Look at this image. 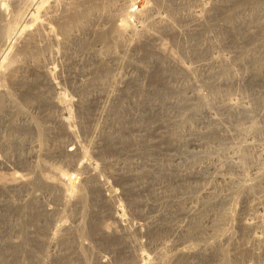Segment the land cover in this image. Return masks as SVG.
Segmentation results:
<instances>
[{"label":"rangeland","instance_id":"rangeland-1","mask_svg":"<svg viewBox=\"0 0 264 264\" xmlns=\"http://www.w3.org/2000/svg\"><path fill=\"white\" fill-rule=\"evenodd\" d=\"M0 7V264H264V0Z\"/></svg>","mask_w":264,"mask_h":264},{"label":"bare ground","instance_id":"bare-ground-1","mask_svg":"<svg viewBox=\"0 0 264 264\" xmlns=\"http://www.w3.org/2000/svg\"><path fill=\"white\" fill-rule=\"evenodd\" d=\"M16 3V2H15ZM1 16H3V11H2V8L0 7V17ZM163 21V20H162ZM245 21H246V27H247V30H248V32L251 34V35H254L255 33H256V31H257V28H258V26H259V23H258V26H257V21L256 22H253V21H251L249 18H248V15L246 14L245 15ZM253 60H254V57H253ZM219 63V61L218 60H216L215 61V64H218ZM256 74V73H255ZM260 74V73H259ZM262 74V73H261ZM258 75V74H257ZM256 75V76H257ZM260 76V75H259ZM131 78H132V76H131ZM214 100H215V102H217L216 104H219V105H216V106H218V107H216L217 109H219V111L218 112H225V111H228L229 109H235V106H234V104H233V102H231L230 100H229V98H228V96L227 95H222V96H220V97H217L216 99L215 98H213ZM213 100V101H214ZM215 108V109H216ZM216 109V110H217ZM199 114L198 115H201L202 116V114H205L206 112H207V109H205V108H203V109H200L199 111ZM185 116H183V117H180L178 120L176 119V120H174L173 121V119L175 118V117H173V116H171L170 117V119H171V122H177V121H179V122H182L185 118H184ZM198 134H201V132L200 133H198ZM72 135H73V133H72ZM75 136V135H74ZM74 136H71V139L73 140V141H75V137ZM71 143V142H70ZM72 146L69 148V149H67V151H65V152H67L66 154L68 155V156H77L78 154H81V151H80V145L77 143V141H75L74 143L72 142V144H71ZM64 146H66V144L65 145H63V147ZM68 146V145H67ZM67 146L66 147H64V148H67ZM62 147V146H61ZM261 148V147H260ZM63 149V148H62ZM258 150V149H257ZM263 148H261L260 149V155L257 157V159H256V161L254 162V161H252V162H254V164L255 165H259L260 164V166H262L263 168V171L260 173V174H258L256 177H257V179H256V181L255 182H258V184L259 183H262V181H264V152H263ZM236 151H238V150H236ZM234 152V150H232L231 152H227V157L225 158V160H224V164H222L221 162L220 163H218V164H212V163H207L206 164V166H208L209 168H206V169H212L213 168V170H216V171H218L220 168H222V166H227V165H229L230 167H235V168H237L238 166H239V160L236 162L235 161V158L232 156V155H229V154H231V153H233ZM239 152V151H238ZM234 158V159H233ZM232 160H234L235 162H233ZM223 161V160H222ZM236 163V164H235ZM257 165V166H258ZM252 166H254V165H252ZM147 168L148 169H146L145 170V172L147 173V174H152V172H153V165H151L150 163H148L147 164ZM241 168V167H240ZM255 168V167H254ZM89 171V170H88ZM87 171V172H88ZM119 171H120V173H122V175H125V172H122V169H119ZM89 173V172H88ZM90 174V173H89ZM95 175V174H94ZM121 175V176H122ZM135 175H137V174H135ZM135 175H133V176H135ZM92 176V175H91ZM253 180H254V178H253ZM232 182V181H231ZM228 183V182H227ZM229 184H230V181H229ZM232 184V183H231ZM139 186H140V184H134V186H133V191H134V193L136 194V195H138L139 194ZM254 186V184L253 183H247V184H243V185H241V190L242 191H247V190H250L252 187ZM141 188V187H140ZM141 190V189H140ZM209 190L210 189H208V188H206L205 189V191H208L207 193H205V194H207L206 196H211V193L212 192H209ZM260 194H261V198H259L256 202H254V203H252L251 205H250V208H252V209H258V208H263L264 209V190L263 189H261L260 190ZM208 198V197H207ZM208 200V199H207ZM147 205H148V203H147ZM154 206H153V204L152 205H149V207H148V214H151L152 212L153 213H156V212H158V210L156 211H154ZM47 212H48V215L50 214V211H48V210H46ZM158 214V213H157ZM117 216V215H116ZM115 216V217H116ZM160 216V215H159ZM120 218V217H119ZM118 218V219H119ZM119 221V223L120 224H122L121 222H122V220L121 219H119L118 220ZM124 222V221H123ZM254 223V225L255 224H257V226H261V227H263L264 228V216H260V215H255L254 216V218H253V220H252V222L251 223H246V225H247V228H249L250 227V225L251 224H253ZM151 225V224H150ZM152 225H154V223L152 222ZM122 226V225H121ZM175 227V229L178 231V228L180 229V227L179 226H177V222H176V225H174ZM124 228V227H123ZM135 230V229H134ZM133 231V230H132ZM222 234V233H221ZM217 235V234H216ZM219 235V234H218ZM225 235H226V233H225ZM223 236V235H222ZM219 238H221V236H219ZM218 236H213V237H210L209 239L210 240H212V241H214V242H216V241H219L218 239ZM223 238V237H222ZM257 238V237H256ZM263 239V238H262ZM208 240V239H207ZM257 240V242L258 243H260L262 240L260 239V237L259 238H257L256 239ZM255 240V241H256ZM213 242V243H214ZM212 243V244H213ZM261 244V243H260ZM258 250H261L260 248L258 249ZM178 251V250H177ZM180 253V252H179ZM187 255H190V258L192 259L193 258V255H191L190 254V252H188L187 254H186V256ZM162 256V255H161ZM161 259V258H160ZM165 259V258H164ZM163 259V260H164ZM166 259H167V257H166ZM141 260V259H140ZM162 260V261H163ZM144 261V260H143ZM142 262V261H141ZM102 263H104V262H102ZM143 264V263H142ZM145 264H146V262H145Z\"/></svg>","mask_w":264,"mask_h":264}]
</instances>
